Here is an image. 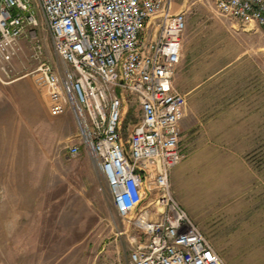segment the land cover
<instances>
[{"label": "rangeland", "instance_id": "obj_1", "mask_svg": "<svg viewBox=\"0 0 264 264\" xmlns=\"http://www.w3.org/2000/svg\"><path fill=\"white\" fill-rule=\"evenodd\" d=\"M214 0H172L186 16L172 86L186 96L174 197L226 264H264V32L220 17ZM41 60L59 67L38 16ZM29 40L0 63V264H127L137 230L114 211L70 112L47 113ZM5 65V64H4ZM128 106L123 126L138 122ZM147 203H144L146 206Z\"/></svg>", "mask_w": 264, "mask_h": 264}, {"label": "built area", "instance_id": "obj_2", "mask_svg": "<svg viewBox=\"0 0 264 264\" xmlns=\"http://www.w3.org/2000/svg\"><path fill=\"white\" fill-rule=\"evenodd\" d=\"M213 5L220 17L264 32V0ZM39 14L59 67L40 59ZM185 29V13L173 11L172 0H0L1 70L6 73L18 41L29 40L38 62L29 75L47 98L48 115L70 112L77 127L78 143L64 146L68 157L84 146L114 211L137 230L127 264H226L168 180L185 157L186 96L172 86ZM129 104L139 119L124 138Z\"/></svg>", "mask_w": 264, "mask_h": 264}]
</instances>
